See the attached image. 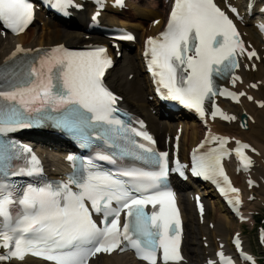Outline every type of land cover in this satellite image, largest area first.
Listing matches in <instances>:
<instances>
[{
	"label": "snow or ice",
	"instance_id": "6c2138e0",
	"mask_svg": "<svg viewBox=\"0 0 264 264\" xmlns=\"http://www.w3.org/2000/svg\"><path fill=\"white\" fill-rule=\"evenodd\" d=\"M122 2L116 0L117 4ZM73 3L74 0H54L53 6L66 7ZM228 10L240 18L235 7L229 4ZM33 15V5L28 0H0V24L14 34L24 31ZM120 38L134 39L131 35ZM25 51L17 46L12 57ZM57 52L56 48L51 50V53ZM149 52L148 69L154 77H159L158 83L167 90L166 98L177 100L201 115L205 111V101L217 94L236 102L246 95L217 90L214 83L216 78L228 75H233V85L241 79L233 74L239 67L237 54H246L249 60L259 58L255 51H247L235 23L214 0H174L166 30L159 37H149L146 41L145 55ZM51 53L41 58L39 70L35 64H25L12 72L0 69V137L51 123L57 128L80 133L87 142L91 137L85 134L86 129L107 125V130L97 133L96 139L111 148H119L121 157L151 163L158 170L128 167L115 173L88 171L84 174L82 167L80 173L74 172L66 182L29 184L22 196H18L6 177L32 176L42 170L32 156L30 167L18 172L5 171L15 157L13 149L16 146L0 139V175L5 177L0 180V248L6 250L0 254V262L12 257L22 261L26 254H31L54 261V264H88L89 259L99 253L123 252L130 247L146 264H179L183 259L181 224L173 193L165 187V182L170 171L183 177L184 166L177 162V167L169 169L167 152L157 153L153 147L127 135L131 132L150 144L155 143L146 131L126 129L124 121L114 115L118 111V98L104 84L106 70L112 65V60L105 55L106 49L100 47L89 52L64 49L62 54ZM247 99L251 101L253 97L247 96ZM218 114L223 119H235L220 112L213 102L211 115L214 118ZM140 124L142 128V122ZM121 132L125 135L121 136ZM212 139L219 140L221 148L227 143V138ZM117 140L127 143L120 146ZM235 143L238 145L234 149L236 155L245 168L249 167L252 160L242 149L251 146L240 141ZM203 146L204 142L199 147ZM29 152L30 149H23V153ZM195 152L193 175L210 179V173L216 174L218 170L228 182L219 156L213 163L203 155L196 157ZM96 158L112 164L117 162L114 153H98ZM68 159L74 158L69 156ZM91 166L89 161L85 167ZM249 184L251 186L252 182ZM231 191L238 193L239 190L232 187ZM237 203H240L238 197ZM17 204L22 207L23 214L13 225L12 208ZM148 204L153 208L150 214L145 211ZM93 213L103 215V227L93 220ZM234 243L239 248L238 240ZM157 249L162 254H158ZM218 255L223 258V253Z\"/></svg>",
	"mask_w": 264,
	"mask_h": 264
},
{
	"label": "bare ground",
	"instance_id": "6f19581e",
	"mask_svg": "<svg viewBox=\"0 0 264 264\" xmlns=\"http://www.w3.org/2000/svg\"><path fill=\"white\" fill-rule=\"evenodd\" d=\"M143 1L128 0L124 4L125 8L118 10L109 5L114 0H103V2L76 0L78 9L73 6L60 8L65 15L62 20H55L50 18L49 14L37 12L34 24L23 35L18 37L0 36V64L12 57L17 46L30 52L80 44H98L107 47L114 61L113 67L106 74L107 85L120 95L121 105L127 111L143 119L162 149L169 150L174 157L183 159L204 136L206 130L210 132L213 147H219L220 143L219 140H213L212 137L227 138L225 146L230 149L237 145L236 141L251 146L250 149H247L252 160V164L248 168L239 170L231 164L224 167V174L228 178L227 183L239 190L237 194L242 201L240 210L244 217L249 214L248 210L251 204L248 203L249 200L260 202L264 198V107L261 106L264 104V65L261 61L263 47L259 45V41L253 38L251 29H248V27H252L254 30L253 23L255 22L250 23L246 9L239 12L238 0H215V3L235 22L246 49L256 51L259 58L254 57L249 60L246 54L240 55V66L235 71V75L241 79L236 81L235 85L232 83L233 77L226 79L221 84V89H226L229 92H244L246 95L240 97L239 102L231 97L219 95L211 103L206 104L205 121L188 123L181 119L175 120L174 116L166 118L161 115L154 105L140 65H136V62H139L143 39L153 37L161 31L164 25L163 5H157L155 1H148L143 5V3L141 4ZM252 3L253 1L250 3L251 7ZM262 3L263 5L258 8L264 6V1ZM229 4L238 10L240 18L228 10ZM100 6L102 10L99 9ZM263 20L262 17H259L257 22L264 25ZM87 23L125 27L130 33L135 34L136 43L129 51L127 45H122L123 49L120 51V44L118 47H114L112 40L87 29ZM260 38L264 40V34L260 35ZM134 49L139 52H135ZM253 84L256 85L255 88L251 87ZM247 96H251L253 99L250 101ZM213 102L220 112L228 117H235V119H223L219 114L213 118L211 115ZM242 115L245 118L246 128L240 127V116ZM182 116L184 115L180 117ZM200 123H203L205 127ZM33 136L35 139L27 140L28 145L36 144L37 152L44 158V163H47L48 175L54 179L60 178L62 174L60 166L65 154L57 148L49 151L50 145L46 142L50 141V138ZM251 149L255 151L253 152ZM220 178L224 180L222 176ZM249 180H252L255 185L249 186ZM194 195L201 198L205 208L203 213H197L193 205L194 201L192 203L190 197H181L185 237L182 248L183 259L179 264H208L210 261L215 264L218 253H225L231 249L230 240L232 237H228L226 234V230L230 229L231 220L222 206H215L211 191L205 190L202 193H194ZM196 237L198 240L195 239ZM9 264L45 263L25 259L14 260ZM92 264L141 263L127 256L112 255L101 256Z\"/></svg>",
	"mask_w": 264,
	"mask_h": 264
},
{
	"label": "rangeland",
	"instance_id": "374dc122",
	"mask_svg": "<svg viewBox=\"0 0 264 264\" xmlns=\"http://www.w3.org/2000/svg\"><path fill=\"white\" fill-rule=\"evenodd\" d=\"M148 1H155L157 5L163 3L162 0H144L143 2H141V4L143 3V5H145V2ZM238 3L241 7L244 1L238 0ZM162 10H163V6H162ZM248 29H251V34L253 38L256 41H259V45L263 47L262 49L263 54L261 56V61L263 62L264 65V40H261L257 32L253 30L251 27H248ZM132 58L134 59L133 56ZM136 65H139V63L136 62ZM248 203L251 204L249 205V210H248L249 214L245 215L244 217L245 221L240 222L231 219V226L229 227L230 229H227L228 231L226 230L227 232L226 234L228 235V237L234 234L240 235L241 239L244 242V247L250 252H252L256 256V258H258L259 264H264V239L260 238V235H258L260 231L264 233V198L263 201L260 202L249 200ZM215 206L219 207V205H217L216 203ZM195 239L198 240L197 237ZM196 243L199 244L198 241H196ZM212 249H214V246H212ZM200 252L202 254V251Z\"/></svg>",
	"mask_w": 264,
	"mask_h": 264
},
{
	"label": "water",
	"instance_id": "95a60500",
	"mask_svg": "<svg viewBox=\"0 0 264 264\" xmlns=\"http://www.w3.org/2000/svg\"><path fill=\"white\" fill-rule=\"evenodd\" d=\"M242 124H246V122H245V118H244L243 115L240 116V125H241V127H242ZM242 128H246V127H242Z\"/></svg>",
	"mask_w": 264,
	"mask_h": 264
}]
</instances>
